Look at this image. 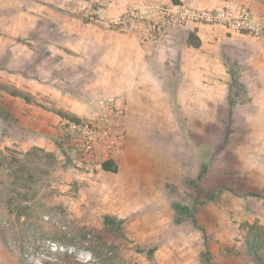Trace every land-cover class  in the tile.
Instances as JSON below:
<instances>
[{"label": "rangeland", "instance_id": "obj_1", "mask_svg": "<svg viewBox=\"0 0 264 264\" xmlns=\"http://www.w3.org/2000/svg\"><path fill=\"white\" fill-rule=\"evenodd\" d=\"M11 2L23 11L24 1ZM7 16L0 12V43L18 24ZM2 60L0 264H264V127L246 125L263 123L264 112L245 107L249 118L237 122L234 97L213 95L204 122L194 112L155 113L186 125L176 129L182 144L173 127L146 119L136 165L120 159L116 171L88 173L9 129ZM163 97L166 108L178 103Z\"/></svg>", "mask_w": 264, "mask_h": 264}, {"label": "crops", "instance_id": "obj_2", "mask_svg": "<svg viewBox=\"0 0 264 264\" xmlns=\"http://www.w3.org/2000/svg\"><path fill=\"white\" fill-rule=\"evenodd\" d=\"M21 1L24 3L18 5L23 4L22 12L11 0L0 3L1 15L19 16L18 24H9L8 40L0 47L7 49L3 53L11 89L7 107L14 116L8 127L25 136L26 146L60 153L55 137L59 118L87 116L95 111L101 97L115 93H124L130 107L126 152L120 158L125 162L138 159L140 127L146 119L157 120L158 127H173L169 134L175 143H183L176 129L186 125L155 113L177 109L186 117L194 112L199 113L195 118L204 122L207 116L202 113L213 95L234 97L232 110L238 112L237 122L249 118L241 113L245 107L264 112L261 37L224 24L189 22L158 45L142 44L128 28L88 19L75 7L74 0ZM95 1L108 15L171 2L212 9L244 6L254 17L264 15V0ZM155 64L167 65L170 70L157 72ZM164 95L175 96L178 103L173 101V108H166ZM246 125L264 127V122Z\"/></svg>", "mask_w": 264, "mask_h": 264}, {"label": "built area", "instance_id": "obj_3", "mask_svg": "<svg viewBox=\"0 0 264 264\" xmlns=\"http://www.w3.org/2000/svg\"><path fill=\"white\" fill-rule=\"evenodd\" d=\"M76 3L90 19L110 27L128 28L142 44L158 45L189 22L224 24L264 39V15L254 17L244 6L212 9L187 3H150L119 15H108L96 3L87 0ZM129 115L124 93H115L101 97L95 111L87 116H61L55 125V137L65 162L88 173L102 169L106 161L117 162L126 152Z\"/></svg>", "mask_w": 264, "mask_h": 264}, {"label": "trees", "instance_id": "obj_4", "mask_svg": "<svg viewBox=\"0 0 264 264\" xmlns=\"http://www.w3.org/2000/svg\"><path fill=\"white\" fill-rule=\"evenodd\" d=\"M15 94L18 95V93H15ZM25 98H26V100H29L28 97H25ZM103 168L105 170H109V171H116L118 169L117 162H115V161H106L103 164Z\"/></svg>", "mask_w": 264, "mask_h": 264}]
</instances>
